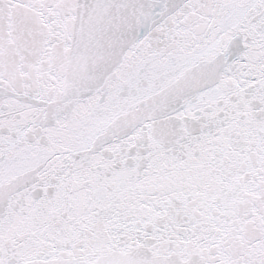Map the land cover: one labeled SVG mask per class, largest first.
<instances>
[{
    "label": "snow or ice",
    "instance_id": "6c2138e0",
    "mask_svg": "<svg viewBox=\"0 0 264 264\" xmlns=\"http://www.w3.org/2000/svg\"><path fill=\"white\" fill-rule=\"evenodd\" d=\"M0 264H264V0H0Z\"/></svg>",
    "mask_w": 264,
    "mask_h": 264
}]
</instances>
